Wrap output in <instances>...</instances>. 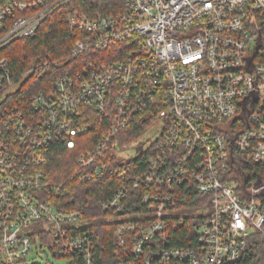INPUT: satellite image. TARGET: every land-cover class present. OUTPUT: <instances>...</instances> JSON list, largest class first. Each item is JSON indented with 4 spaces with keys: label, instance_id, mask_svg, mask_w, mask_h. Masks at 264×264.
Masks as SVG:
<instances>
[{
    "label": "built area",
    "instance_id": "2783aa9c",
    "mask_svg": "<svg viewBox=\"0 0 264 264\" xmlns=\"http://www.w3.org/2000/svg\"><path fill=\"white\" fill-rule=\"evenodd\" d=\"M63 9L78 61L17 105L63 62L15 76L3 50ZM141 115L163 127L126 154ZM61 146L78 151L71 179L122 180L100 218L52 200ZM97 224L114 225L113 264H263L250 254L264 241V0H0V264H107ZM182 230L190 245L172 244Z\"/></svg>",
    "mask_w": 264,
    "mask_h": 264
},
{
    "label": "trees",
    "instance_id": "16d2710c",
    "mask_svg": "<svg viewBox=\"0 0 264 264\" xmlns=\"http://www.w3.org/2000/svg\"><path fill=\"white\" fill-rule=\"evenodd\" d=\"M69 12L68 9L55 12L42 24L35 35L17 40L3 50V54L10 58L12 71L15 76L25 71L37 57L63 62V65L53 66L44 78L32 76L22 85L18 95L14 98L15 104L30 108L32 91L34 92L44 87L45 84L52 87L56 77L53 74L55 72H66L69 64L76 60L78 61V59L71 58V51L76 38L71 33L68 25ZM95 117L99 118L98 120H103L97 114H95ZM142 117L141 115L136 122L128 127L124 135V143H133L141 136L144 130L159 120L157 115L149 119ZM103 126V121H101L100 124L94 127L91 135V145L97 141ZM77 153L78 151H70L66 147L61 146L53 157L48 168L51 180L57 186L63 183L64 186L59 194L52 197V200H55V202L59 200L60 203L58 202V204L62 206H73L85 211L89 216L100 218L104 215L101 208L102 202L115 192L121 185L122 180L117 176L92 182H81L71 179V175L77 166ZM148 156V151H142L136 157L128 159L126 164L134 166L136 172L143 171L147 167ZM94 232L97 237L98 260L113 264L115 261L113 257L114 225L97 224ZM182 234L183 230L175 232L171 243L180 246L190 245L189 242L184 241ZM256 244V246L253 243L251 244V260L264 264V241L259 239Z\"/></svg>",
    "mask_w": 264,
    "mask_h": 264
},
{
    "label": "rangeland",
    "instance_id": "374dc122",
    "mask_svg": "<svg viewBox=\"0 0 264 264\" xmlns=\"http://www.w3.org/2000/svg\"><path fill=\"white\" fill-rule=\"evenodd\" d=\"M163 127V121L157 120L153 125L144 130L141 136L131 144L126 145L124 151L126 154H136L138 151L144 149L150 142L155 140ZM53 264H66L67 260L64 258L55 259L51 257Z\"/></svg>",
    "mask_w": 264,
    "mask_h": 264
}]
</instances>
